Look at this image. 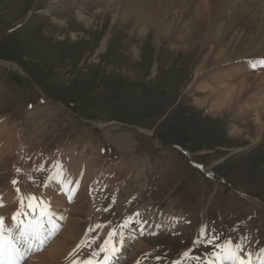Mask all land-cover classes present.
<instances>
[{
  "label": "rangeland",
  "instance_id": "374dc122",
  "mask_svg": "<svg viewBox=\"0 0 264 264\" xmlns=\"http://www.w3.org/2000/svg\"><path fill=\"white\" fill-rule=\"evenodd\" d=\"M106 4L105 0H0V190H7L0 203L17 198L15 204L23 200L25 212H30L28 197L45 195L54 168L62 166L67 174L77 166L79 190L87 177H98L96 196L88 188L79 194L85 199L77 200L78 191L73 189V202L68 204L67 190L56 182L58 197L67 208L59 207L61 200H53L52 192H47L49 199L39 200L50 212L65 209L58 212L63 225L71 219L59 231L73 235L72 241L59 244L63 252L59 264L91 258L112 229L117 233L114 243L118 246L120 241L123 249L112 260L115 264H166L167 252L176 257L186 247L174 260L198 264L183 254L207 260L215 249L207 238L213 236L215 243L237 240L235 244L250 237L246 247L255 259L258 253L251 251L252 245L264 252V125L237 108L214 114L210 106L194 104L195 96L211 94V90L202 93L200 86L218 85L216 77L233 60L213 61L197 76L209 42L176 48L168 39L161 41L153 28L140 33L138 15L99 14ZM80 9L94 20L92 26L77 20ZM133 49H138V58L129 56ZM241 59L254 64L252 71L264 70L259 50ZM235 126L245 132L235 131ZM181 146L190 148L192 159L204 163L223 183L192 168ZM146 204V219L153 207L167 217L161 208L179 217L170 216L168 223L180 227L158 234L148 231L130 248L137 237H119L120 220ZM13 206L2 208L0 215L19 210ZM152 222L149 219L148 225ZM204 226L205 233L200 230ZM51 253L52 249L43 259ZM41 254L26 264L40 263Z\"/></svg>",
  "mask_w": 264,
  "mask_h": 264
},
{
  "label": "bare ground",
  "instance_id": "6f19581e",
  "mask_svg": "<svg viewBox=\"0 0 264 264\" xmlns=\"http://www.w3.org/2000/svg\"><path fill=\"white\" fill-rule=\"evenodd\" d=\"M105 2L107 3L105 11H101L100 9L101 12L98 10L99 14L102 13L105 17H107L108 11H111L118 17H135L138 15V17L142 19V31L140 33L145 35V33L149 32L150 29L153 28L161 41L163 39H168L176 46V48H190L194 45V43H199V41L207 43L209 42L208 52L204 55L200 65L198 66V69L196 70L195 74L197 76L202 75V73L204 74V72L208 69V66L213 61H221V63H223L228 59H232L233 63L227 67L222 74L216 77L220 79V83L218 85L213 86L211 84L205 83L204 85L200 86L201 91H203L202 93L211 90V94L204 97L195 96L194 104L197 107L202 108L205 106H210L211 112L214 114L228 112L229 110L231 111L232 109L237 108L239 109V112L247 113L252 117L255 116L258 119L257 123H259L261 126L264 125V70L261 71V69H254L255 71H252V69L255 67L253 63L245 64L244 62L238 61L241 58L251 56V52H253V54H257L258 50L260 51V55H264V0H105ZM198 3H200L199 7L197 5ZM56 20L58 19L54 18V21ZM77 20L83 22L84 25L87 26H92L94 23V20L88 16L86 9L78 10ZM56 22L63 25L66 24L64 19L58 20ZM72 37L77 38V35L72 33ZM137 51L138 49H133V55L129 56L132 58L137 57L139 52ZM259 67L261 68V66ZM245 77L248 78L246 81ZM236 85L237 87L235 88ZM233 129L235 131L240 130L238 131L240 133L245 132L243 127L241 128L239 126H235ZM75 169H72L69 173L65 174L61 168H54L53 173L50 175L48 180V189L46 190L45 195L41 194L39 196V199H49L47 192H52L54 194L53 200L59 198L58 196L60 195L61 190L56 184L58 180L50 179L51 177L55 176L56 172L58 171H62V173L65 174L62 175L64 180L71 181L69 187L78 191L77 200L85 199V197L80 198L79 194L88 188L90 189V192L92 191L96 196V192H98V190H95L94 187L96 183L99 185L98 177H94L92 180L91 177H87V180L82 185V189L79 190L81 187L79 186L81 179H75V175L78 173L77 169H80V167L76 166ZM69 175L70 180L66 179L69 177ZM53 181H55V184L53 183V186H51ZM59 185L62 186L60 183ZM10 188L12 190V187ZM6 191L7 190H0V195L6 196ZM15 194L18 196L19 193ZM93 194L91 193L90 195L92 199L94 198ZM31 196L35 195L31 194ZM8 198L5 199V201H1L3 206L0 207V213L2 208L7 209L10 206H13L15 202L20 200L17 198L8 200ZM39 199H37V201H33V204H37ZM66 202L70 204L73 201L66 200ZM47 203L49 204V202ZM64 203L65 200H63V202L61 200L58 203L59 207H63V205L66 207ZM147 206L148 204H146L145 207L141 209L142 211H138L135 216H124L121 218L120 221L123 232L119 234V237H121L123 234L134 235L137 238H141L143 236V234L149 228L146 226L147 220L142 218L143 213L147 210ZM25 207L26 206L23 204L21 209L13 212L12 214L11 211H9L7 214V217H9L8 219L7 217L3 216L5 218L4 226L6 231L9 229H15V223L12 220V216L17 212H25ZM52 208L54 207L52 206ZM158 209L169 215L164 217L160 212L156 211L157 209L153 208V212L151 214L152 219L155 220L156 217H158L161 222L158 224L157 229L152 228V232H156V230L160 228H165L167 231H171L179 227L180 224L177 226H172L168 223L170 222L171 218L179 217L172 215V211H166L160 208ZM61 210L65 209L61 208ZM61 210L56 208L55 210L53 209L51 213L53 223L56 225V227L58 225L60 229L61 227H64L63 230H65L69 220L71 219H69L63 225V220L61 217L62 214H58V212ZM36 211L38 213L39 208H37ZM68 211L69 215H72L71 208H68ZM30 218V216L21 217V219H25V222H27V220ZM21 219L20 217H17V220ZM175 222L178 221L176 220ZM16 234L17 233L13 231V235ZM60 239L62 240L60 241ZM72 239L73 235L71 232H62L61 235H59V237L49 245L50 248L46 252L43 251V254L40 253V263H33L36 262L34 260L31 264H59L60 262L58 261V258L63 253L61 251L59 252V244H61L62 241H72ZM135 240L137 239H133V242ZM241 243L244 244L243 248L245 252L250 253V249H247L245 241H242ZM118 248L119 250L123 251L121 244L118 245ZM51 249L54 253L48 254V260H44L43 257ZM129 250L127 249L124 257H127ZM262 254H264V252ZM259 259H263V255L260 256ZM122 260L123 259H121V261ZM252 260L253 264H259V260L253 259V256ZM101 262L103 261H99V264H104V262ZM111 264H115L114 261H111Z\"/></svg>",
  "mask_w": 264,
  "mask_h": 264
},
{
  "label": "snow or ice",
  "instance_id": "6c2138e0",
  "mask_svg": "<svg viewBox=\"0 0 264 264\" xmlns=\"http://www.w3.org/2000/svg\"><path fill=\"white\" fill-rule=\"evenodd\" d=\"M62 168V166H58ZM19 171V170H18ZM62 171H58L55 176L50 179H56L67 190L69 200L72 199L73 189L69 187L71 181H66L62 178ZM14 184L17 181H13ZM19 192V189H17ZM35 196L29 197L27 205L30 212H17L12 216L15 223V229H5V218L0 216V264H21V262L33 252L42 251L43 248L54 238L58 229L53 223L52 213L48 211V205L43 201L33 204L37 201ZM0 203V207H2ZM23 207V200L21 201ZM39 208L37 213L36 209ZM30 216L31 218L25 222L23 219L17 220V217ZM99 227V226H97ZM13 231L17 234L13 235ZM91 231V229H90ZM117 235L116 229L108 234L107 239L103 242L98 252H93L92 257L80 262V264H99L95 260L100 253H105L103 257L104 264H111L119 251L118 246L114 243V237ZM95 240L91 241L94 243ZM207 243L213 245L214 251L207 260H201V257H190L189 252L183 255L185 258H191L198 262V264H253L252 254L246 253L243 244H233L231 241L224 243H215V236L207 238ZM246 257V258H245ZM259 264H264V259H259ZM73 264H77L76 261ZM176 264H181L176 261Z\"/></svg>",
  "mask_w": 264,
  "mask_h": 264
},
{
  "label": "crops",
  "instance_id": "0c3cea01",
  "mask_svg": "<svg viewBox=\"0 0 264 264\" xmlns=\"http://www.w3.org/2000/svg\"><path fill=\"white\" fill-rule=\"evenodd\" d=\"M9 191H10L9 193H12V192H11V191H12L11 189H9Z\"/></svg>",
  "mask_w": 264,
  "mask_h": 264
}]
</instances>
